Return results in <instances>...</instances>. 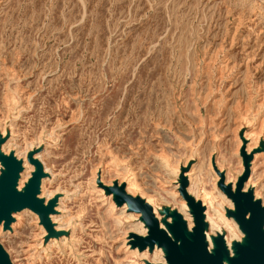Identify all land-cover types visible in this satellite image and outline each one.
<instances>
[{
  "label": "rangeland",
  "instance_id": "1",
  "mask_svg": "<svg viewBox=\"0 0 264 264\" xmlns=\"http://www.w3.org/2000/svg\"><path fill=\"white\" fill-rule=\"evenodd\" d=\"M263 117L264 0H0V152L21 165L40 156L45 176L52 172L44 194L64 197L57 214L71 221L48 235L30 209L0 244L12 264H125L122 225L137 212H121L125 202L105 186L127 191L133 181L161 219L183 217L179 175L192 168L202 182L188 193L202 203L212 190L234 219L215 161L237 179L246 134L260 130L249 176L264 186ZM44 194L40 185L46 203ZM64 235L65 244L50 242Z\"/></svg>",
  "mask_w": 264,
  "mask_h": 264
},
{
  "label": "water",
  "instance_id": "2",
  "mask_svg": "<svg viewBox=\"0 0 264 264\" xmlns=\"http://www.w3.org/2000/svg\"><path fill=\"white\" fill-rule=\"evenodd\" d=\"M31 154L28 155V160L36 169L27 179L22 191H18L15 185L19 178V172L22 170L21 161L13 153L5 155L0 152V162L4 168L0 174V222L3 220V228L9 229L14 219L11 211H19L29 207L38 214L39 220L48 231V235H54L57 234V231L54 230L48 215L54 211L56 198L48 199L45 205L43 200L36 196L39 193L40 179L45 177L46 173H44L40 161ZM240 154L244 169L236 179L234 190H232V183L224 181L223 171L220 172L214 166L219 178L220 189L234 203V210H228L227 214L234 217L240 230L245 233V243L233 242L234 255H229L223 235L213 236V251L208 250L204 234L206 224L203 211L205 208L200 200L194 199L186 190L189 181L183 172L179 175L178 189L190 207L192 217H194V225L191 231H186L185 221L176 211L165 212V216L170 215L172 221L168 222L163 219L167 230L160 228V222L155 217L149 203L139 195L128 194L125 191V183L116 182L113 186H105L108 193L114 194V200L118 204L126 202L129 206L128 209L139 212L140 218L145 222L147 227L145 236L136 232L128 234L132 238L131 247L137 246L139 251L148 247L151 251L154 245L160 246L164 250L167 264H224L225 258L227 259L225 264H264V205H262L260 198L257 200L253 198L252 189L242 190L249 176V161L253 155L246 151L244 144L240 149ZM0 264H12L1 244Z\"/></svg>",
  "mask_w": 264,
  "mask_h": 264
},
{
  "label": "bare ground",
  "instance_id": "3",
  "mask_svg": "<svg viewBox=\"0 0 264 264\" xmlns=\"http://www.w3.org/2000/svg\"><path fill=\"white\" fill-rule=\"evenodd\" d=\"M257 120V119H256ZM251 122V121H250ZM247 124V123H245ZM251 124V123H250ZM261 126L264 124V117L262 118V121L260 122ZM257 125V123H256ZM260 126V127H261ZM260 129V128H259ZM253 133H247L246 134V138L248 139V143H247V148H246V151L249 153V151L254 148L257 144V139H258V136H259V133H260V130H257V132L255 131H251ZM262 132V131H261ZM15 141V140H14ZM246 143V142H245ZM6 145V144H5ZM261 152V151H260ZM262 153V152H261ZM260 154V153H259ZM26 156V155H25ZM256 157V154L254 155V159ZM34 158H40V156H34ZM23 159V163L21 165V168H22V171L20 172L19 174V178L17 180V183H16V189L18 191H22L23 187H24V184L27 182V179L30 177L29 175L31 174V171L33 170L32 166L29 164V160L27 161L26 158L22 157ZM254 161V160H253ZM252 161V166L255 164L254 162ZM214 162V161H213ZM210 163V171L213 170V165L211 162ZM215 165H216V168L222 172V168L219 166V164H217V162L215 161ZM256 165V164H255ZM168 167V165H166ZM257 166V165H256ZM165 167V166H164ZM254 168V167H253ZM193 169V168H192ZM191 169V172L188 174V175H185L186 177L188 176V180H189V187L187 188V191H189L190 193L193 191H191V186L193 184H199L201 181V172L202 171H198L196 174L195 177H193L194 175L192 174L193 170ZM48 172L49 170L46 169ZM172 170V169H171ZM47 171H45L44 173H48ZM196 171V170H195ZM235 171V170H234ZM251 171H252V167H251ZM250 171V172H251ZM52 173V172H51ZM51 173H50V176H51ZM252 173V172H251ZM184 174H187V173H184ZM191 174L193 175L191 177ZM239 174V173H238ZM54 175V174H53ZM50 176H45L42 180H40V185H41V191L42 193L44 194V189H45V186H46V180H48V178ZM174 176V175H173ZM259 176V175H258ZM131 178V177H130ZM215 179V178H214ZM216 179H217V175H216ZM235 176H233L232 178H230V175H229V172L227 170H225V178L224 180H226V183L228 182H231L232 183V190H234L235 188ZM255 180V179H254ZM252 178H251V175L248 177L247 181L245 182L244 184V188L242 189L243 191H247L248 189H252L254 187V193H253V198L255 200L259 199L258 196H260L262 199V205H264V186L263 184H261L260 186L256 185L255 181H254ZM95 181V180H94ZM95 183V182H94ZM135 183L133 181H129L128 182V185H127V188H126V192L128 194H131L134 196V193L132 191L133 188H135L134 185ZM194 185V186H195ZM179 187V186H178ZM101 188V187H100ZM138 188V187H137ZM98 189V188H97ZM206 189V188H205ZM102 190V188L100 189ZM212 190H205L203 191V196H202V203L204 205H206V210L204 212V215L206 216V219L208 221V226L206 227L205 229V236H206V242H207V248L210 252L213 251V248H214V241H213V236H215V232L216 231H221L222 228L224 227H228L231 231V237H229L228 235L225 236V245H226V248H227V251H229V254H232L234 255V246H233V243H232V240L233 239H237L239 240V242L242 244V243H245L246 242V239L244 238L245 236L242 237V233L239 231V234L237 233H234L232 232V229L234 230H238V226H237V223L234 221V219L232 217H227L224 215V213H222L219 209L216 208L215 206V199H214V196H213V193L211 192ZM253 191V189H252ZM60 192V191H59ZM175 192V191H174ZM177 192V191H176ZM65 193V192H63ZM195 195V193H193ZM140 195V194H139ZM160 195V194H159ZM192 195V194H191ZM51 197H49L48 195L46 196L44 194V200H46L47 202V198H52L53 197V194L50 195ZM101 197V196H100ZM108 197H110V201H111V195H109ZM64 198V197H63ZM63 198H59L57 203H56V207H54V211L51 212L48 216H49V219L51 220L52 224H54V227L56 228V230L58 229H61V228H64L66 226H68L70 224V219H66L63 220L62 216L61 215H58L57 212H61L63 209L65 208H62V204H63ZM149 198V197H148ZM195 199H196V196H195ZM151 200V199H150ZM168 204V203H167ZM46 205V203H45ZM115 204L113 201L110 202V209H109V212L111 214H114L115 215V212H113V210L115 209ZM121 209V212L123 211H126L129 206L128 204L125 202L122 206L119 207ZM181 208L183 211H180L183 215V217H185V219L187 220V226H188V230H191V228L193 227L192 225L193 222H194V218L191 217V215L188 213H186L187 211V205H186V202L185 200L182 198L181 199ZM229 208L233 209V206L232 204L229 205ZM160 206L155 204L153 205V213L155 214V217L156 218H159V222H160V228H163L164 227V222H163V219H161V215H162V212H161V215L160 213L158 212L160 210ZM32 210V209H31ZM30 210V208H23L22 210H19V211H11V215L13 218H15L17 221L21 219V213H24V212H32ZM184 212V213H183ZM224 212V211H223ZM26 213V214H27ZM33 213V212H32ZM35 214V213H34ZM67 214V213H66ZM118 214V213H117ZM121 214V213H120ZM128 215L126 216V218H134V220L136 219L135 223L133 222H130V220L128 219L129 223L125 224V225H122L124 226L123 229H125L126 231V236L125 234L123 233V238H121L123 240V244L125 243V253L126 254V262L125 264H144V262L142 263H139L138 262V259H140L139 257H141V259H147L148 261H150L151 263L153 264H158V263H161V264H167L166 260H165V253H164V250L162 247L160 246H157V245H154L153 247V251H152V254L153 256L150 257L148 256V251H149V248L146 247L143 251H139L137 246L132 248L131 245H130V241L132 240V238L128 235L130 232H136L138 233L139 235H142V236H145L146 233H147V227L145 226L144 222L142 221L140 217V213L137 212L136 215H133V213L131 212H128L127 213ZM37 216V215H36ZM70 217V216H69ZM38 218V217H37ZM115 218H118V216L116 215ZM124 219V217H123ZM115 220V219H114ZM119 220V219H118ZM168 222H170L172 219H166ZM39 221V220H38ZM66 223V226H61V224H64L65 225ZM220 224H223V226H221ZM3 225H4V221L2 220L0 222V235L1 233L4 231V228H3ZM75 225V224H74ZM15 226V223H12L10 225V228H13ZM42 227V226H41ZM67 228V227H66ZM264 228V226H263ZM65 229V228H64ZM167 230V229H165ZM73 231V230H72ZM7 232V231H5ZM45 231L42 232V236L45 235ZM74 234V233H73ZM75 238V237H74ZM68 237H66L65 235L64 236H61L59 238H56V237H51L50 239V242H53V243H60V242H63L64 244L66 243ZM49 243V242H48ZM72 243V242H71ZM39 244V243H38ZM51 244V243H50ZM131 248H130V247ZM47 247V246H46ZM69 248V247H68ZM71 248V247H70ZM77 248V247H76ZM33 250V249H32ZM43 250V249H42ZM51 250V249H50ZM65 250V249H64ZM69 251V250H68ZM67 251V252H68ZM44 253V252H43ZM148 253V254H147ZM158 255V256H156ZM11 261V260H10ZM12 262V261H11ZM227 262V259L225 258L224 259V264Z\"/></svg>",
  "mask_w": 264,
  "mask_h": 264
}]
</instances>
